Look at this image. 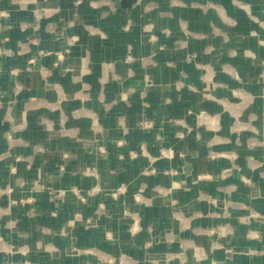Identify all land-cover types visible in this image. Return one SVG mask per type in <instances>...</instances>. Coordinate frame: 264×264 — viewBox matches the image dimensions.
Instances as JSON below:
<instances>
[{"label": "crops", "instance_id": "1", "mask_svg": "<svg viewBox=\"0 0 264 264\" xmlns=\"http://www.w3.org/2000/svg\"><path fill=\"white\" fill-rule=\"evenodd\" d=\"M0 264H264V0H0Z\"/></svg>", "mask_w": 264, "mask_h": 264}, {"label": "built area", "instance_id": "2", "mask_svg": "<svg viewBox=\"0 0 264 264\" xmlns=\"http://www.w3.org/2000/svg\"><path fill=\"white\" fill-rule=\"evenodd\" d=\"M59 58L61 59L62 58V55L60 54L59 55ZM209 118V115L206 114V113H201L199 116H198V123L201 125L203 124L206 120H208ZM142 127L144 128H147L148 127V123L147 122H143L142 124ZM183 136L180 135V138H182ZM101 153H106L105 149L104 148H100L99 149ZM126 189L125 187H122V188H118L116 189L115 191L112 192V197L113 198H118L119 195L125 193ZM95 192V191H94Z\"/></svg>", "mask_w": 264, "mask_h": 264}]
</instances>
